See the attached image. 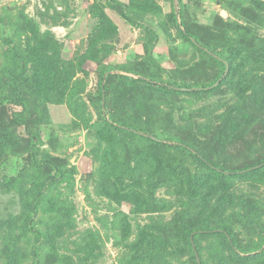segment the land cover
<instances>
[{"label":"rangeland","instance_id":"obj_1","mask_svg":"<svg viewBox=\"0 0 264 264\" xmlns=\"http://www.w3.org/2000/svg\"><path fill=\"white\" fill-rule=\"evenodd\" d=\"M144 1L159 14L134 19L130 11L129 21L110 0H0V264L12 257L34 264V252L41 264H194L189 241L196 264L231 257L264 264L257 255L264 243L254 248L264 229V164L243 168L264 159V6ZM95 2L113 25L106 35L94 31ZM185 26L207 47L193 46ZM45 39L55 42L57 51L47 54L59 58L68 79L40 95L26 83L30 50ZM217 77L220 84L198 94L158 88L175 79L180 91ZM110 114L141 126L139 134L193 143L222 175L179 152L171 138L161 139L171 168L154 167L139 154L141 143L114 126L134 129L105 124ZM28 216L43 235L26 227ZM185 225L226 227L243 249L213 235L199 236L196 247Z\"/></svg>","mask_w":264,"mask_h":264},{"label":"trees","instance_id":"obj_2","mask_svg":"<svg viewBox=\"0 0 264 264\" xmlns=\"http://www.w3.org/2000/svg\"><path fill=\"white\" fill-rule=\"evenodd\" d=\"M136 3H132V4H125V3H121L118 0H110V6L114 7L116 9H119V12L121 15L125 16V18L129 21H131V17L129 16V12L130 11H134L136 16L134 17V19H136V17H141V15L146 14V13H152V14H159V8L144 1V0H139V1H135ZM253 3L255 4H259L264 6V1L263 0H253ZM90 10L92 13H94L97 19L94 31L96 30L97 34H103L106 35L108 32H110L113 28V25L111 23V21L109 20V18L106 16V14L103 12L101 6H99L96 2L93 3L90 7ZM34 31V29H33ZM146 32H147V36H148V41L151 42L152 38L151 35L153 34V30H151L150 28L146 27ZM183 36L195 47L201 48L203 49L204 47H207V44L201 39L200 36H198L197 34H195L192 30L189 29V27L185 26L184 31H181ZM97 38L94 36V40L91 38L92 42H96ZM3 40L6 42H11L12 39L9 38L8 36H4ZM237 38H233L232 41L237 42L238 45L237 47L243 46V47H247V45H244L242 43V41H236ZM43 41V40H41ZM39 41L34 48H32L30 51H32L33 55L30 56V64H31V70H32V80H30V82L27 84L29 86V89L37 92L38 94L42 95L45 93V87L50 86V85H59V88H62V86H66V82L68 79L67 73L65 76V72L63 69V66L61 64V62L58 63L59 58H57L56 56H49L47 54L48 51L50 50H54V48L57 51V46L55 45V42H51L50 39H45L44 42ZM198 44V45H197ZM234 44V43H233ZM231 44V45H233ZM151 45V44H150ZM218 50V49H217ZM218 55L221 56L222 52H218ZM222 59H227V56L222 55L221 56ZM218 59L219 64L222 66V68H225V62L223 60ZM66 70V68H65ZM120 81L123 82H130V83H135V84H145V85H149V86H153L154 84H152L150 81H147L145 79H141V78H128L124 75H117L116 76ZM21 78H23V80H25V76L24 74L21 75ZM219 78H215L211 83L208 84H198L195 83L194 85H188V86H194V87H209L211 85L214 84V82H216ZM220 84V82L218 83ZM101 85V84H100ZM199 85V86H198ZM174 86H182L179 84V82L175 79L170 80L167 85H163V84H159L158 88L164 92H186L189 94H198L199 92H201V90H193V91H189V90H185V91H178L173 89L172 87ZM187 86V87H188ZM23 87V85H22ZM101 87V86H100ZM103 85H102V89H103ZM205 89V88H203ZM209 91L211 89H208ZM100 98H102V94L100 95ZM15 119H18L20 121H22V118L19 117V114L16 113L15 114ZM109 121H113L122 125H126L128 127H131L134 130H124L122 127H118V126H114L112 125L111 122ZM105 124L108 126H114L116 127L118 130H121L123 132H127L129 135L135 137L140 143H141V147L139 150V154L140 155H144L146 156V158L151 157L152 159L149 162H152V164H154L156 168L160 169V170H164L171 168L172 163L170 162V158L168 155V149L166 148L167 146L162 142L161 139H168L171 138L175 141L176 145L175 147L179 150V152H181L182 154L185 155H189L192 158H194L200 165H203L205 168H208L209 170H211V172H213V174L215 175H222V171H218L217 169L211 167L209 165V163L211 164L212 162L209 160V158H207L204 155H201V153L199 152V149L197 148V146H195L193 143L191 142H185L184 140H182L180 137L178 136H168L167 134H156V136L150 134L149 136H145L142 134L137 133L135 130H141V126H137V125H132L129 122L125 121V120H120V118L116 117L113 114H110V118L108 120L105 121ZM148 133H151L149 130ZM182 143V144H180ZM189 147L193 148L194 150H190ZM264 162V159H261L251 165L248 166H244V169H248L250 167H254L255 165H258L260 163ZM213 164V163H212ZM214 165V164H213ZM215 166V165H214ZM217 167V166H215ZM219 167V166H218ZM242 168H230L231 173L233 174H238ZM196 183L194 182V192H197V189L199 187H201L205 182V177L201 178H196ZM201 183V184H200ZM193 184V182H192ZM200 184V185H199ZM31 217L28 216V219L26 220V227L32 231L33 233L37 234V235H43V232H40L34 223H32ZM181 230L185 235H188L189 237L192 236V239L194 241V244L197 247V239L199 236L201 235H213V236H217V237H221L227 244H231V246L233 245L234 247H238L239 249H243L237 240L236 235L232 234L226 227H209L206 226L204 227V232H199L198 228L194 225H185V226H181ZM162 240V239H161ZM264 243V229L262 231H260L258 233V240L256 242H254L255 247L254 248H258L260 247L262 244ZM159 250H163L164 247L160 246L158 247ZM188 248L190 250L192 259H193V263L196 264L195 262V256L194 253L192 251V246L190 241L188 242ZM253 248V249H254ZM260 257H264V249H262V251L257 254ZM221 264H245V263H236L234 261V259L231 258H226L222 261H220ZM16 260L15 258H10L8 260V264H15ZM34 264H41V258L39 257V253L34 252Z\"/></svg>","mask_w":264,"mask_h":264},{"label":"water","instance_id":"obj_3","mask_svg":"<svg viewBox=\"0 0 264 264\" xmlns=\"http://www.w3.org/2000/svg\"><path fill=\"white\" fill-rule=\"evenodd\" d=\"M225 65H226V68H227L228 65H227V62H226V61H225ZM218 81H219V80H217L216 82H214V84L211 85V86H209V87L216 86L217 83H218ZM203 88H207V87H179V89H180V90H183V91H185V90H189V91H193V90H201V89H203ZM263 164H264V162H262V163H260V164H258V165H255L254 167H257V166H260V165H263Z\"/></svg>","mask_w":264,"mask_h":264}]
</instances>
